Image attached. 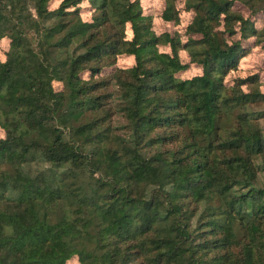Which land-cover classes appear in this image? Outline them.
Segmentation results:
<instances>
[{
  "label": "trees",
  "instance_id": "obj_1",
  "mask_svg": "<svg viewBox=\"0 0 264 264\" xmlns=\"http://www.w3.org/2000/svg\"><path fill=\"white\" fill-rule=\"evenodd\" d=\"M53 1L0 0V264H264V0H183L185 39L141 0Z\"/></svg>",
  "mask_w": 264,
  "mask_h": 264
},
{
  "label": "rangeland",
  "instance_id": "obj_2",
  "mask_svg": "<svg viewBox=\"0 0 264 264\" xmlns=\"http://www.w3.org/2000/svg\"><path fill=\"white\" fill-rule=\"evenodd\" d=\"M59 0H54L52 2V8L56 7L59 4ZM144 13L146 15H150L153 17V28L157 33H162L164 31L170 32H180L182 38L185 39V30L187 25L191 22L194 12L184 10L185 5L183 0H179L177 2L178 7L180 8V22L178 24L173 21H165L161 15L165 8L166 2L165 0H141ZM90 4L85 1L82 4V14L85 19H91L92 11L89 8ZM237 9L241 10L246 16L249 15V11L245 8L240 2H236ZM256 23L260 27L263 23V16L261 14L255 16ZM128 35H131V31H128ZM250 44L252 46L251 52L241 60L240 69L241 74L245 75L246 73H259L261 77V89L264 91V42L255 45L254 40H250ZM161 50L170 51V47L161 46ZM9 50V40L7 38H3L0 40V54L4 55V52ZM181 58L184 62L189 61L188 53L185 51L180 52ZM135 63L134 56L122 55L118 58L117 66L119 67H129ZM202 69L200 66L196 64H192L191 67L183 72H179L178 76L182 78H191L194 75L200 74ZM237 75L236 72H232L228 81L232 80ZM4 136V132L0 129V138ZM71 264H74L72 261Z\"/></svg>",
  "mask_w": 264,
  "mask_h": 264
}]
</instances>
